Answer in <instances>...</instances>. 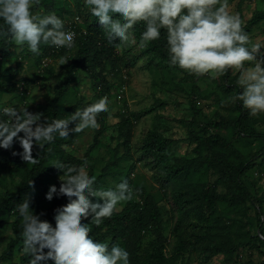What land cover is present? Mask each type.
<instances>
[{"label": "trees", "instance_id": "16d2710c", "mask_svg": "<svg viewBox=\"0 0 264 264\" xmlns=\"http://www.w3.org/2000/svg\"><path fill=\"white\" fill-rule=\"evenodd\" d=\"M231 2L232 0H229V3ZM242 3L243 0H239L236 11L244 22V31L249 35L264 21V9L255 11L245 20L241 10ZM85 6L87 9L83 10ZM35 8L36 5L33 9ZM79 10L83 12L84 18L81 26H74L76 32L74 54L66 70L56 76L58 84L54 88L50 102L43 108L44 119L49 121L60 119L62 111L59 105L78 70L86 71L95 79L101 80L107 67L118 70L129 69L142 59H146L147 65L159 64L164 68L179 69L169 66L166 32L163 29L159 39L142 44L143 23H138L130 30L131 36L128 41L122 43L117 40L115 44H109L99 21L88 11L85 0L82 1ZM115 18H118V14ZM11 40L10 36L0 37V79L6 75L1 65L13 47ZM62 52L66 54V49L63 48ZM199 77L186 71L181 79L193 83ZM219 78L225 92L235 96L241 90L236 84V76H232L230 70ZM24 84V81H16L13 84L2 83L9 91H20L24 88ZM191 91L194 94L198 91L194 83ZM191 107L194 108L195 104L191 103ZM220 108L228 111L229 115L225 116L215 111L212 118L203 124L201 131H189L190 155L174 156L170 149L175 141L165 137L159 125H154L146 132L142 139L141 151L151 159L162 185L170 186L171 198L177 211L183 215L186 210L191 209L204 222L203 229L193 235L191 243L193 248L209 256L218 254L237 256L239 248L250 247L264 255L261 200L259 197H254L243 180L245 174L256 165L257 160L260 158L261 161L264 157V133L258 134L251 128L250 123L255 121V117L249 115V110L243 108L239 101L221 103ZM162 110V104L156 103L145 112L130 113L120 120L117 139L125 150L128 149L132 138V116L141 117L152 112L160 115ZM178 122L188 129L198 124L196 117L190 120L179 119ZM219 129H229L236 139L244 144L258 141L259 148L255 151L243 152L219 134ZM103 131L102 126L95 131L92 142L80 158L60 151L61 142L56 138L53 142L45 144L43 149L38 146L32 148V158L39 160L35 165L26 164L19 155L12 154L22 152L19 143L15 140L10 149H0L3 164L13 167L20 176L19 181L13 187L5 188L0 196V230L6 226L10 218L12 229V236L0 254V263L11 260L14 250L21 243L22 224L16 211L19 203L28 199L34 214H40L41 220L53 226H55L56 210L67 206L66 198L57 199L54 196L50 205L43 207L41 196L31 195V190L34 188L40 187L44 190L41 177L48 171V163L54 154L59 153V161L65 165L76 168L92 167V155L100 145L99 138ZM53 170L60 171L55 167ZM60 172L63 175V172ZM108 172L107 168H103L99 178L107 175ZM88 175L92 176V171ZM211 177L213 182L209 183ZM98 182L99 179L96 178L94 184L96 189ZM61 183L62 181L58 183L57 189ZM238 208L245 214L252 209L255 211L257 234L252 235L250 231H245L239 219L225 217L226 211ZM81 222L90 225L89 236L94 240L108 242L110 245L116 243L124 247L130 254V264H180L181 255L165 254L159 205L153 195L146 194L143 190H140L138 201L127 202L121 210H115L110 218H105L99 227L92 225L91 219H82ZM147 233L154 236V241L149 249L140 252L139 245ZM8 264H28V257L22 254L17 263Z\"/></svg>", "mask_w": 264, "mask_h": 264}, {"label": "rangeland", "instance_id": "374dc122", "mask_svg": "<svg viewBox=\"0 0 264 264\" xmlns=\"http://www.w3.org/2000/svg\"><path fill=\"white\" fill-rule=\"evenodd\" d=\"M40 1L36 5L37 8L32 9L34 14L47 15L55 12L64 21L65 30L72 29L75 32L74 26H81L84 15L79 7L83 0ZM238 2L239 0H232L229 3L230 12L238 13L236 11ZM82 9L85 10L87 7ZM263 9L264 0H243L241 6L245 20L249 19L255 11ZM248 36L253 43H264V21L256 26ZM11 41L13 47L1 65L6 75L0 79V106H13L17 110L26 108L30 113L41 114L40 122L42 123L45 120L43 108L50 102L54 88L58 84L56 76L66 70L74 54V48L66 49V54H63V48L41 45L40 54L35 55L28 50L27 46L21 47L16 45L13 39ZM261 51L264 52V49ZM62 57L66 60L64 64L60 63ZM185 72L182 69L164 68L159 64L147 65L146 59L140 60L129 69L118 70L107 67L101 80L95 79L86 71L78 70L59 105L62 111L60 119L69 117L78 108L83 110L90 107L105 96L109 98V112L97 116V121L104 131L99 138L100 145L92 155V167H86L87 174L92 171V177L99 179L97 189L113 187L122 179H127L134 190L133 199L127 202L138 201L140 190L154 196L160 208L164 252L167 256L181 255L180 264H264V255L250 247L239 248L237 256L223 254L209 256L193 248L191 246L193 235L203 229L204 222L191 209L186 210L183 215L177 211L171 198L170 186L162 185L151 159L141 151L142 139L146 132L154 125H159L162 134L175 141L170 149L172 154L177 157L188 156L191 154L189 152V131H201L203 124L212 118L215 111L225 116L229 115V112L220 108V105L221 103H232L229 97L233 95L223 90L219 77L213 79L207 74L200 76L197 81L193 82L198 89L194 94L191 91L193 83L181 79ZM230 74L236 76V80L239 77V72L236 70L230 69ZM16 81L25 82L24 88L20 91H9L2 85V83L13 84ZM156 103L162 104L163 110L160 115L152 112L141 117L132 116V138L128 149L125 150L117 139L118 123L124 116L130 113L145 112ZM191 103L195 104L194 108L191 107ZM194 117L198 124L191 129L178 122L179 119L190 120ZM263 119L264 113L255 116V121L250 123L251 128L258 134L264 133ZM75 126V124H69V131L74 132ZM94 133L95 131L87 130L66 138L57 136L56 139L61 142L60 151L80 158L92 142ZM218 133L243 152L255 151L259 148L258 141L244 144L237 140L229 129H219ZM18 135L22 136V133ZM33 147L37 146L34 144ZM58 154H54L48 163V171L41 177L44 190L40 187L31 190L32 196H41L43 207H48L51 203L45 198L49 186L57 187L61 181V172L53 170L51 165L59 160ZM25 163L29 164L26 161ZM103 168H107L109 172L99 178ZM19 179L18 172L13 167L4 165L0 158V196L5 188L13 187ZM243 180L254 197H259L261 200L264 229V157L261 161L260 158L257 160L256 165L245 174ZM208 182L212 183L213 177ZM89 199L92 202H99L96 197H89ZM127 202L118 205L116 210H121ZM225 217L239 219L243 229L250 231L252 235L258 232L257 216L253 209L247 214L239 208L231 209L225 212ZM10 221L11 218L0 230V254L12 236ZM153 241L154 236L147 233L141 240L139 251L149 249ZM22 254L20 243L14 250L11 260L0 264L17 263Z\"/></svg>", "mask_w": 264, "mask_h": 264}, {"label": "clouds", "instance_id": "9594fccd", "mask_svg": "<svg viewBox=\"0 0 264 264\" xmlns=\"http://www.w3.org/2000/svg\"><path fill=\"white\" fill-rule=\"evenodd\" d=\"M38 3L0 0V37L10 36L16 45L27 46L35 55L40 54L41 45L73 48L76 33L65 30L64 21L55 12L34 14L32 9ZM85 4L109 44L128 41L130 30L143 23L142 44L159 39L162 29L166 32L170 67L213 79L230 69L238 71L236 84L241 90L229 100L239 101L253 117L264 113V43L250 41L239 13L229 11V0H85ZM60 63H66L65 58ZM109 104L105 96L69 117L42 123L41 114L0 106V149H10L15 138L22 152L12 154L35 165L39 160L32 158L34 144L43 149L57 136L99 130L97 116L108 113ZM69 124L76 125L74 132L69 131ZM51 165L63 172L62 183L59 189L50 185L45 198L63 197L68 203L54 213V228L41 220L40 214H34L28 199L16 206L22 224V253L28 264H130L124 247L94 240L89 236L90 225L81 222L91 217V224L99 227L118 205L132 200L134 190L128 180L96 189L95 177L87 174L86 167L68 166L59 160ZM89 197L101 202H92Z\"/></svg>", "mask_w": 264, "mask_h": 264}, {"label": "built area", "instance_id": "2783aa9c", "mask_svg": "<svg viewBox=\"0 0 264 264\" xmlns=\"http://www.w3.org/2000/svg\"><path fill=\"white\" fill-rule=\"evenodd\" d=\"M67 30L73 31L72 29H67ZM73 32H74V31H73Z\"/></svg>", "mask_w": 264, "mask_h": 264}]
</instances>
